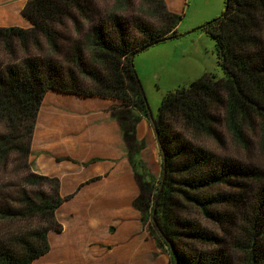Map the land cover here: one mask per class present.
<instances>
[{
	"label": "trees",
	"instance_id": "16d2710c",
	"mask_svg": "<svg viewBox=\"0 0 264 264\" xmlns=\"http://www.w3.org/2000/svg\"><path fill=\"white\" fill-rule=\"evenodd\" d=\"M23 13L31 28L0 27V164L14 152L30 168L38 115L50 90L120 101L113 115L141 184L145 176L154 177L141 160L145 142L137 126L146 117L155 129L161 178L143 183L148 194L142 191L134 204L148 216V196L156 193L150 232L158 248L169 251L171 264H264V174L207 144L223 145L221 121L235 143L247 146L245 130L257 119L264 151V0H225L222 15L204 26L215 40L224 77L205 73L171 90L157 120L134 58L177 36L182 16L170 12L166 0H141L138 6L135 0H30ZM239 178L255 183L240 200L214 194ZM44 183L51 185L49 193L21 189L16 207L0 205V218L18 223L0 236V264H34L51 250L49 233L62 231L56 218L64 203L60 180L25 178L27 185ZM230 204L242 212L229 215L235 231L228 239L204 221L225 225L226 216L216 209Z\"/></svg>",
	"mask_w": 264,
	"mask_h": 264
},
{
	"label": "rangeland",
	"instance_id": "374dc122",
	"mask_svg": "<svg viewBox=\"0 0 264 264\" xmlns=\"http://www.w3.org/2000/svg\"><path fill=\"white\" fill-rule=\"evenodd\" d=\"M140 2L141 0H135V6H138ZM224 10L225 0H187L185 11L181 14L182 19L177 27V36L152 46L135 56L136 72L140 78L153 119H158L162 102L171 90L189 86L205 73L215 74L219 78L224 77V72L218 63L215 40L204 29L208 22L222 15ZM144 17L152 23L153 20L147 16ZM62 32L66 35L73 34V36H76L71 29H62ZM118 102V105L111 108L113 114L117 111L116 108L122 104L120 101ZM143 119L147 120L146 125L150 130V136L148 138L149 146L147 141H144L145 150L141 151L140 157L144 162L146 171L154 179H151L150 176H145L142 184L140 182L141 179H137L132 169L134 173V176L132 173V179L125 181V183L123 182V184L116 179V183L111 184V192L106 186V177L97 176L79 184L75 192L65 194L62 191L60 178L47 176L42 171L40 164L42 161L38 160V158L48 154V152H36L32 147L28 162L30 168H24L19 162V155L14 152L10 154L7 163L0 164V205L4 207L12 208L17 206L16 201L19 199L21 189H26L31 193L36 191L49 193L51 191V185L48 183L36 186L25 184V178L29 174L58 178L60 180V195L64 199V203L57 210L56 218L62 225V231L49 233L50 246L51 243L54 246L53 248L51 246L50 252L36 260L34 264L172 263L169 251L166 252L158 248L155 237L150 232L153 225V217L150 214L153 213L154 195L156 193L152 192V195L148 196L152 198L151 211L148 216L145 214V210L137 209L134 204L136 199L142 195V191L147 193L145 187L143 188V183L155 184L153 180H156V182L160 180L163 169V159L155 129L150 119L146 117ZM217 129L224 139L223 145L218 146L214 142L209 141L207 143L209 146L221 154L239 161L248 168H256L264 174V151L257 119H255L253 127L249 126L245 130V137L248 141L247 146L235 143L225 122L220 121ZM2 131L3 125L0 124V132ZM124 150L129 158L125 141ZM56 159L57 161L72 160L69 158ZM81 171L85 172V169H81ZM254 184V181L239 178L221 186L220 189L215 190L214 194L230 193L240 200V196L247 192L250 193V189L254 187ZM146 188L148 189V185H146ZM80 192H85L88 196L98 192L97 196H100V194L101 196L90 200H74ZM102 197L103 199H99ZM73 205H75V210H71ZM108 210L110 215L113 214L111 215L112 219L103 224L105 219L103 216L104 212ZM216 210L226 216L225 225L219 227L214 222L205 220L204 226L228 238V232L235 231V228L231 225L229 215L239 216L242 209L240 211L239 205L230 204L221 205ZM76 223L78 228H82L85 231L89 232L92 230L97 233L100 231L98 240L86 243L84 242V237L81 236L82 238L75 243L64 241L62 238L64 236L62 234L64 226L73 228ZM17 226L18 223L15 221L0 218V236L7 231L15 230ZM126 226L130 227L129 231L125 228ZM111 228H115L117 232L110 235L112 243L111 247H109L110 245L103 236L106 237L112 231ZM120 228H122L121 233L118 231ZM128 238L130 240L125 244L127 246L121 247L120 245L124 244Z\"/></svg>",
	"mask_w": 264,
	"mask_h": 264
},
{
	"label": "crops",
	"instance_id": "0c3cea01",
	"mask_svg": "<svg viewBox=\"0 0 264 264\" xmlns=\"http://www.w3.org/2000/svg\"><path fill=\"white\" fill-rule=\"evenodd\" d=\"M29 1L0 0V27L31 28L32 22L23 13ZM186 2L166 0V5L170 12L181 15L185 11ZM118 103L109 98L86 97L56 90L47 93L38 115L32 149L48 152L38 158L42 161V171L47 176L60 178L65 194L75 192L79 184L97 176L106 177V186L110 192L111 184L116 183V179L121 184L132 179L133 171L124 150L122 128L111 110ZM146 121L142 119L138 124L137 137L147 141L149 146L150 130ZM56 158L72 160L57 161ZM81 169H85V172ZM98 194L88 196L80 192L74 200L96 199L101 196ZM71 210H75V205ZM111 215L109 210L104 212L103 224L112 219ZM69 227L64 226V241L75 243L82 237L86 243L98 240L100 231H85L78 228L77 223L75 227ZM125 228L129 231L130 227ZM121 229L118 230L120 233ZM111 230L106 237L103 236L109 247L112 243L110 235L117 232L115 228ZM129 240L120 246L126 247ZM51 246L53 248L54 244L51 243Z\"/></svg>",
	"mask_w": 264,
	"mask_h": 264
}]
</instances>
